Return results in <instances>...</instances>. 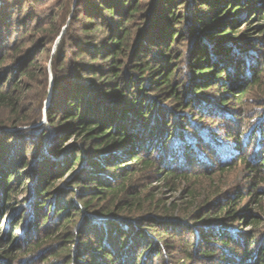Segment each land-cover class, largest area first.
<instances>
[{
  "label": "trees",
  "instance_id": "obj_1",
  "mask_svg": "<svg viewBox=\"0 0 264 264\" xmlns=\"http://www.w3.org/2000/svg\"><path fill=\"white\" fill-rule=\"evenodd\" d=\"M187 2L90 0L77 20L84 15L81 31L98 38L77 46L62 35L51 60L54 84L45 122L49 77L40 60L57 34L54 19L51 29L35 22L32 33L26 30L12 43L17 68L0 75V108L9 113L0 124V264H36L56 243L64 246L45 262L264 264L262 221L245 193L234 192L248 174L251 203L259 206L264 195V104L248 120L256 122L252 138L258 136L254 162L243 153L247 141L235 127L246 125L247 107L264 94V38H257L264 36V0H197L188 18L181 14ZM65 6L69 10L71 2ZM146 15L149 22L140 29L138 17ZM235 17L258 20L238 31ZM183 23L186 30L174 28ZM36 33L42 38L29 46ZM202 35L209 39L201 42ZM185 37L191 43L177 53L174 45ZM8 56H0V66ZM71 58L91 73L87 77L101 81L69 75ZM87 58L95 65L85 64ZM101 60L107 79L96 66ZM127 63L137 75L123 78ZM177 78L185 80L178 84ZM36 83L44 95L27 110L24 102ZM199 104L217 116L213 125L190 119ZM227 120L234 121L232 129L220 132L217 124ZM11 127H27L35 138L14 141ZM197 157L216 169L195 168ZM232 174L238 177L228 180ZM152 178L178 196L158 198ZM21 195L28 208L10 213ZM6 218L9 231L3 233ZM26 219L29 231L23 230ZM243 224L246 230L237 229ZM18 230L24 231L21 241Z\"/></svg>",
  "mask_w": 264,
  "mask_h": 264
},
{
  "label": "rangeland",
  "instance_id": "obj_2",
  "mask_svg": "<svg viewBox=\"0 0 264 264\" xmlns=\"http://www.w3.org/2000/svg\"><path fill=\"white\" fill-rule=\"evenodd\" d=\"M99 1L100 0H94V2H97V3ZM196 1L197 0H188V2L185 3L186 5H184L183 9L181 10V14H184L187 17L186 14H188V10L190 8H193V6L197 8L199 6V3H196ZM66 2H69V3L71 2V7L69 10L65 6ZM150 2L151 1H149V3ZM90 8H91L90 0H0V56L2 54H7V55L9 54L6 63H4L3 65L0 66V75H2V74L4 75L5 71H7L9 69V67L17 68V65L14 64L13 61L11 60V57L13 55H15V46H16V45H12V43L15 40L21 41V38H22L23 34H25L26 30H30L32 33V26L34 25L35 22L39 23L42 28L51 29L52 27H50V26L53 24H56V26H57V29H58L57 34L53 37V40L47 41L48 43H50V54L45 59L40 60L41 65H43L44 68L46 69V71L48 72V77H49L48 90H47L48 94L46 93L47 95H45V97L43 99V115L49 106L50 96H51V92H52L53 84H54V74H53V70H52V63H51L52 61L51 60H52V56L54 55L55 51L57 50V48L60 44L62 35L68 36V39L73 41L74 44L77 46H80V44L83 45V43L86 41H88V42L95 41L98 38V37H96L99 35L97 33H90L87 35L85 32L81 31L80 23L85 20L84 15H81L79 17V19L77 20V17H78L77 14L80 11H84L85 9L89 10ZM104 15H105V12H104ZM194 15H195V13H194ZM194 15H192V17H190V19H192V18L194 19L195 18V17H193ZM143 16L138 17L139 23L141 24L140 29L144 28L146 26V23L149 22L148 21V15H146V18ZM51 18L54 19L53 24H51L49 22V20H52ZM235 18L236 19L234 21H237L236 28L238 27V29H237L238 31L242 30L244 28V26H246V25L248 26V25L255 24L256 21L258 20V18H256V17L253 18V20H251V18H250V19H247L246 21L240 20V19L238 20V17H235ZM196 20H198V19H196ZM174 28H176V30H178V29L183 30V31L186 30L184 23L181 24L180 26H175ZM215 32L217 33V31H215ZM255 36H258V34ZM41 38H42V36L39 35L38 33L31 35V38H28V40H30L28 45L29 46L35 45L38 41H40ZM99 38H101V34H100ZM185 38L188 41L181 40L178 42L179 43L178 45L177 44L174 45V48L176 50H178L177 53L180 52L181 49L185 45H189L191 43L190 40L188 39V37H185ZM205 38H206V36L202 35L198 39L202 42L205 40ZM257 38H260L262 41L264 36H261V37L258 36ZM206 39H209V38L207 37ZM211 43H212V41H211ZM159 49H161V48H159ZM69 50H73V48L72 49L69 48L68 52H70ZM262 51H264V50L262 49ZM26 54H27V56H28V54H30V47L26 50L25 55ZM37 56L38 55H36V57ZM77 56H79V55H77ZM92 57L93 56H91L90 58H92ZM84 62H85V64L90 63L91 66L95 65L94 63L90 62L89 58L84 60ZM78 65H79L78 59H76V58L72 59L71 58L69 60L68 65H67V70L69 71V75H72V76L81 75L85 80L89 79L94 84H97L98 82L101 81L99 79H92L90 77H87V76L91 75V73H87L86 69H84V71H83V67L79 68ZM96 66H100V69L102 70L101 76L103 74H105L104 79L109 78V74H110L109 72L110 71H109L108 67H106L102 63V60L97 62ZM180 66L182 67V65H180ZM128 72L130 74L137 75V73H134L132 71V68L127 63L125 65V67L123 68V71H121V75L123 76V78H124V75H126ZM4 77H8V75H5ZM101 79H103V78H101ZM2 80H4V78H2ZM183 80H185V79L177 78L176 82L178 84H180ZM188 82H187V84H188ZM91 86H94V85L90 83L89 84L90 89H91ZM87 89H86L87 92H91L89 88H87ZM155 94L156 93H154V95ZM206 94H208V95L210 94L213 96L214 95L219 96V92L217 90H207ZM43 95H44V87L42 86V84H37V83L34 84L32 90L28 94L26 101L24 102L23 107L27 110L29 108L31 109L32 104L37 105L39 103L38 102L35 104L36 98L43 97ZM254 97H257L258 100H255V102L251 103L247 107V113H246L245 122H244V124H246V125L244 127L242 126L240 128L239 126L242 123L241 122L235 123V127L237 129H239V131L242 133L245 141H247L246 144H244V146H243V149H245V150H243V153L251 154V159L253 160V162H254V160H257L258 156H256V155H259L258 152H257V154H254L256 152L255 146L257 143L256 139L258 136L256 135L255 138H252L253 131H251V129H252V127L255 126L256 122H251L248 120H250V118L252 117V115L255 112H257L258 114H260L262 112V108L259 106L264 104V94H261V96H254ZM231 107H234V106L231 105ZM235 110H238V108H235ZM198 114H201V115L199 116ZM8 117H9V113L7 112V110H5L4 108H0V124L5 123L7 121ZM213 117H215V116H212V115H209L208 113H206L205 109L203 107H201V104H199V109L196 110L191 115L190 119L193 120L194 123H198L200 125H203V124L204 125H213L212 121H214V119L217 116L214 119H211ZM218 117H219V115H218ZM41 122H45V115L43 116V119ZM41 122H36V123L32 124L30 127L37 128ZM222 122L223 123L217 124V126L220 127V132H221V130L223 131V129H225V130L229 129V128L232 129L230 124H232V122L234 123V121L229 122V120H227V121H222ZM22 129H23V131L20 132V130H22ZM7 130L10 132L9 136L11 138H14V141L20 139L21 137H28L30 139L35 138L34 131H32L31 129H27V127H16V128L11 127V128H7ZM216 131H217V129H216ZM224 149L228 152V149L226 146ZM224 149L221 151L222 155L226 152ZM259 152L263 153L264 147H260ZM28 154L30 156H32L31 152ZM192 162H194V164H195L194 166H196L195 168H198V169L205 168V167L211 168L212 170L216 169V164H214L213 161H212L213 163L207 162L205 160V158L203 159V158L197 157L194 160H192ZM237 169H240V168L238 167ZM237 177H238L237 174H232V175H229L228 180H234V178H237ZM238 180H240V179L239 178L236 179V181H238ZM249 180H251V179H250L248 174H246L245 177L242 174L241 180L238 183L234 184V192L241 191V192L245 193V197H247L245 199L246 204H252V206H250V207L253 209V213H256L257 216H259L258 218L261 219V221H262L261 227L264 228V195H262L261 204L259 206L255 205V203H251V197L249 196V194H250ZM148 182H151L150 184L152 187H154V192L157 194L158 198H165V199H168V201H171V200H174L178 196L179 192H177V191L172 192L168 188L163 187L162 183H160V180H156L155 178H152V179H149ZM236 187H238L239 189L238 190L235 189ZM260 191L264 192V189L262 188V189H260ZM24 196L25 195H23V196L21 195L20 198H18V202H16L14 204V206L10 210V213H12L13 209H17L18 207H22L24 209L28 208L27 204L23 201ZM7 220H8V218L4 219V221L1 225V230L3 231V233H6V231H7L6 229H9V228H7L8 223H9ZM244 224L242 226L236 225L237 229L246 230L247 228L245 227ZM30 226H31L30 219L29 220L26 219L25 220V227L23 228V230L29 231ZM23 230H20V231L22 232ZM20 231L18 230L17 233H15V234H19V238H20V239H18L19 241L22 240V235H23V233H20ZM18 240L15 241L17 244H18ZM63 246H64L63 243L53 244L51 249L43 251V252H41V254H39V258H37L35 260L36 264H48V263H51V262L56 261V260L61 262V263L58 262L59 264H62V263L64 264L65 263L64 260L61 259L62 260L61 261L60 259H55V257H51L49 262H45V260L49 256H51L55 252L60 251ZM0 258L3 259L2 254H0ZM1 263H3V262H1Z\"/></svg>",
  "mask_w": 264,
  "mask_h": 264
}]
</instances>
